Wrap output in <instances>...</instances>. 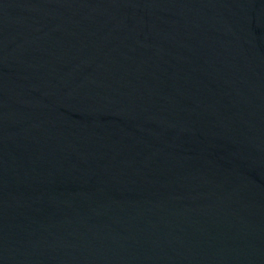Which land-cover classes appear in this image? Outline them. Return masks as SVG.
Here are the masks:
<instances>
[{
    "label": "water",
    "instance_id": "1",
    "mask_svg": "<svg viewBox=\"0 0 264 264\" xmlns=\"http://www.w3.org/2000/svg\"><path fill=\"white\" fill-rule=\"evenodd\" d=\"M0 264H264V0H0Z\"/></svg>",
    "mask_w": 264,
    "mask_h": 264
}]
</instances>
